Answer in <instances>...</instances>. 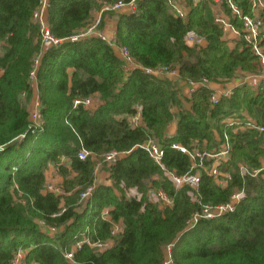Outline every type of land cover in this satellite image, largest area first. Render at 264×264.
Masks as SVG:
<instances>
[{
  "label": "trees",
  "instance_id": "trees-1",
  "mask_svg": "<svg viewBox=\"0 0 264 264\" xmlns=\"http://www.w3.org/2000/svg\"><path fill=\"white\" fill-rule=\"evenodd\" d=\"M106 1L114 0H47L45 20L54 35L65 38L88 24L96 4ZM41 2L0 0V264H10L19 248L28 249L25 264H72L63 252L83 237L111 238L113 244L95 251L83 243L73 255L76 264H163L167 246L171 264H264V171L256 176L241 171V165L261 166L262 134L234 130L225 121L244 118L245 111L264 125V84L258 92L240 84L231 97L211 104L207 87L186 96L168 77L139 68L126 73L114 48L96 36L43 46L38 23L32 19ZM189 3L185 19L174 16L166 0H135L132 12H108L115 13L116 41L142 66L173 63L186 80L206 77L224 82L239 69L255 71L250 49L242 42L229 47L207 4ZM189 32L203 35L206 45H188ZM36 56L42 121L32 127L26 102L31 98L29 72ZM22 92L27 93L25 102ZM88 96L98 98L95 108L73 105L74 99ZM137 105L141 121L132 126L129 116ZM174 115L176 130L169 135ZM224 133L231 143L229 158L220 166L229 175L227 182L219 185L201 171L194 193L186 185L176 188L138 146L155 140L164 151L163 167L181 174L189 169L190 159L172 144L191 148L205 142L210 148L217 144L215 134L222 138ZM81 148L99 158L111 150L129 152L109 166L106 178L111 182L96 185L77 211L80 191L94 179L93 158L80 159ZM62 155L69 164L61 167L63 175L77 172L64 181V188L79 189L64 197L66 210L53 216L62 196L42 189L47 168ZM13 184L17 187L12 190ZM159 188L172 197V206L163 208L148 198L147 191ZM236 191L243 195L232 211L186 224L201 205L226 202ZM13 192L22 195L23 205L14 200ZM104 209L107 217L102 216ZM37 219L59 231L51 235L41 230ZM118 222L122 229L113 236L111 228Z\"/></svg>",
  "mask_w": 264,
  "mask_h": 264
},
{
  "label": "built area",
  "instance_id": "built-area-1",
  "mask_svg": "<svg viewBox=\"0 0 264 264\" xmlns=\"http://www.w3.org/2000/svg\"><path fill=\"white\" fill-rule=\"evenodd\" d=\"M198 4L204 2L210 9L213 22L217 24L225 35L227 32H232L236 35L237 41L234 42L236 46L239 42H242L243 46L248 47L252 54L255 56L256 70L253 74H247L243 78L242 84L247 83L250 87L253 88L255 92H258L260 85L264 84V0H166L169 11L176 17L185 19L190 10V3ZM47 6V0H42L39 7L35 9L32 14V19L38 23L39 26V35L40 41L43 46H58L64 41H77L81 38L87 36H96L101 40L105 41L108 45L114 48L115 53L123 62V67L126 73L134 68L141 69L146 74L155 75L158 77H173L178 78L179 70L177 65L173 63L160 64L155 67H146L137 63L129 53V50L126 46L119 44L115 36H107L100 29V19H92L88 24L80 28L77 32L65 37L60 38L53 34L47 21L45 20V10ZM102 11H117L121 9H127V11L132 12L135 9V0H114L101 2ZM224 39L227 38L224 37ZM185 41L188 45H197L202 46L205 42V37L203 35L196 34L194 32H189L185 36ZM228 43V41H227ZM229 45V44H228ZM233 46V47H234ZM229 47H231L229 45ZM231 47V48H233ZM39 64V56H36L33 60L32 68L29 72V80L31 82V90L36 83V71ZM261 81L258 87L256 83ZM250 82H249V81ZM187 86L188 94L190 95L195 89L200 86L207 87L210 89V102L211 104H216L221 98L231 97L234 93L235 87L233 85H228V81L224 82H214L209 80L206 77H202L198 80L187 79L183 81ZM238 86V85H237ZM264 92V90H263ZM182 91H180V94ZM21 99L25 102L27 93L22 92L20 94ZM31 101V106L29 108V120L32 127H39L41 125V115L39 112L40 102L38 95L35 99ZM28 102H26L28 104ZM99 104V100L96 96H88L85 98L74 99L73 105L78 106L82 105L87 108H95ZM141 121V112L140 106H136V112L129 116V123L132 126H136ZM228 125L234 126V130L245 131L247 129L256 130L258 133L264 135V125L258 123L255 119L250 116L244 117V122L237 121L236 117L225 119ZM23 136V135H21ZM217 144L213 147L208 148L206 143L203 142L199 147L197 144L193 145L191 148H187L178 143L172 144L173 148L180 150L183 153H186L190 159L189 169L181 174H177L174 171L167 170L163 167L162 159L164 155L163 149L160 145L153 139L147 140L142 144L138 145L140 148L144 149L149 156L159 164L162 169L165 171V175L174 183L176 187L186 185L193 191L198 188L200 183V174L201 171H207L210 174L215 182L219 185H225L229 175L220 170V166L229 158V153L231 150V143L229 136L224 133L222 138H218L216 141ZM264 146V142L262 141ZM129 151H118L111 150L104 154V160L110 164L115 162L119 157L125 155ZM88 155H91L92 158L95 156L93 153L87 151L84 148H81L77 156L80 159H85ZM67 158L60 156V158L51 163L53 167L58 169L60 166L67 165ZM208 162V163H207ZM207 163V164H206ZM68 166V165H67ZM241 171L243 173H249L252 176L258 175L261 171H264V165L261 164L259 168L247 169V167L241 165ZM16 186V185H15ZM17 187V186H16ZM15 187V188H16ZM54 185L47 182L46 188L51 192H54L57 189L53 188ZM96 187L94 181L91 185L86 187L81 193V198L89 197L93 190ZM154 201L157 202L161 207H170L173 204V199L170 197L163 189H153L151 190ZM242 192L236 191L230 196V200L216 205L203 204L199 210L194 211L189 219L186 221V224L189 226L195 225L200 219H211L216 216L222 215L224 213L230 212L234 209L235 204L242 198ZM193 198H196L192 194ZM66 210L65 206H60V209L57 213H54L53 216L59 215ZM108 209L102 211V216L107 217ZM43 224H45L43 222ZM46 225V224H45ZM48 229L54 231L57 227L52 225ZM115 227V226H114ZM117 227V226H116ZM121 231V230H120ZM117 232L116 228H111V234L114 236ZM88 244L95 250L106 249L112 245V240H87ZM83 244V241H76L72 246L71 250H65L63 252L64 257L67 261L76 263L74 261L73 255L76 250L80 249ZM166 250L170 255V246H167ZM24 252L21 249H17L14 252L13 258L11 259L10 264H23ZM166 264L167 262L164 261Z\"/></svg>",
  "mask_w": 264,
  "mask_h": 264
},
{
  "label": "rangeland",
  "instance_id": "rangeland-1",
  "mask_svg": "<svg viewBox=\"0 0 264 264\" xmlns=\"http://www.w3.org/2000/svg\"><path fill=\"white\" fill-rule=\"evenodd\" d=\"M115 13H109V15L110 16H113ZM253 73H255V71H253V72H248V71H244V70H241V69H239L236 73H235V75H234V78H237V79H242L243 80V78H245L246 76H247V74L249 75V74H253ZM164 77H166V76H164ZM168 78H170V79H172V80H174V81H176V84H177V86H178V88L182 91V94L183 95H185V93H184V89H187V86H186V84L183 82L184 80H186V79H182V78H180V76L178 77V78H173V77H168ZM187 96V95H186ZM28 105V104H27ZM172 111H173V113L175 114L176 113V109L173 107L172 108ZM236 119H237V121L239 120V121H241V122H244V118L242 117V116H236ZM172 121H176V117H175V115H174V118H173V120ZM171 121V122H172ZM170 122V123H171ZM216 135V141H218V134H215ZM262 136V141H264V136L263 135H261ZM22 137V136H21ZM211 147H213V144L212 145H210ZM93 162H94V179H93V181H94V183H96V185H98V184H100V183H110L111 181L110 180H108L106 177L108 176V171H109V166L111 165L110 163H108V162H106L105 160H104V157L102 156L101 158H99V157H93ZM50 167H52L53 168V166H52V164L50 165ZM61 167H66V166H61ZM61 167L59 166L58 167V169H56L55 167V169H54V172H52V174H49V176L50 177H48V178H46V181H45V184H44V186H43V189H42V191L44 192V193H48V192H50L47 188H46V186H47V182H49V183H51L52 185H54V189H57V190H55L54 192H52L51 191V193H54V194H56V195H60V196H62V200H61V204H60V206H65L66 207V205H65V198L64 197H68V196H72V195H74V193H75V191H76V189H79V186H75V187H73V188H71L70 190H67V189H65L64 188V181L65 180H71V179H73V177L77 174V172L76 171H71V172H68V174H65V176L63 175V173L61 172ZM155 178H160V176L159 175H157V176H155ZM16 186H15V184H13V188H12V190L15 188ZM179 187V186H178ZM177 188V187H176ZM85 189V188H84ZM84 189H82L81 191H80V193L84 190ZM153 190V189H152ZM80 193H79V196H78V199H77V202H76V206H75V209L77 210V211H80V210H82V208L84 207V204H85V202H86V200L88 199V197H86V198H81L80 197ZM13 194H14V200L18 203V204H21V205H23L25 202H24V200H23V197H22V195H21V197H20V193H18V194H15V192H13ZM147 194H148V198L151 200V201H153V202H155L154 201V197H153V194L151 193V191L149 192V191H147ZM128 195V194H127ZM194 199V198H193ZM37 222H38V224L40 225V228H41V230H43V231H46V232H48L49 234H51V235H53V234H55V233H57L58 231H59V229L58 228H56L54 231H51V230H49L48 229V227L49 226H47V224L44 222V221H42V220H39V219H37L36 220ZM43 222L46 224H43ZM115 226V227H114ZM117 226V227H116ZM113 228H116V230H117V232H115L116 234H114V235H117V234H119L120 233V230L122 229V225H121V223L120 222H118V223H115V224H113V226H112ZM109 239V238H108ZM111 239V238H110ZM79 241H83V243H88V242H85V241H87V240H89V238L88 237H83V238H81V239H78ZM78 240H76V241H78ZM112 240V239H111ZM75 241V242H76ZM74 242V243H75ZM113 242V241H112ZM74 243L69 247V250H71L72 249V246L74 245ZM113 244V243H112ZM110 246H112V245H110ZM109 246V247H110ZM19 249H21V250H23V252H24V257H23V264H25V256H26V253H27V251H28V249H23V248H19ZM99 251H102L103 249H98ZM16 252V251H15ZM166 264H171V260H170V255H169V253H168V250H167V253H166ZM70 263H72L71 261H69ZM33 264H38V263H33ZM72 264H76V263H72ZM163 264H165V263H163Z\"/></svg>",
  "mask_w": 264,
  "mask_h": 264
},
{
  "label": "crops",
  "instance_id": "crops-1",
  "mask_svg": "<svg viewBox=\"0 0 264 264\" xmlns=\"http://www.w3.org/2000/svg\"><path fill=\"white\" fill-rule=\"evenodd\" d=\"M126 11H127V9H121L120 12H126ZM108 12H110V11H102L101 2L97 3L96 7L92 11V19H95V18H99L100 19V29H101V31H103L105 33V35H107V36H115V20H116V17H115V14L113 16H110ZM223 37L227 38L228 44L231 47H233L234 46V42L237 41L236 35L234 33H232V32H227L225 35H223ZM206 43L207 42L205 40L204 45H206ZM242 81H243L242 79H237V78L233 77L231 80H229V83H227V84L228 85L237 86V85L242 84ZM260 83H261V81L259 79V81L256 83V86H253V87L254 88L258 87V85H260ZM184 93H185V95L189 96L187 89H184ZM37 95H38L37 86L34 85L32 90H31V98L30 99L31 100L35 99L37 97ZM27 106L30 108L31 101L28 102ZM241 114L244 117L248 116V114L245 111H242ZM175 130H176V121H172L168 125L167 133L169 135H173ZM67 164H68V161H67ZM261 164L264 165V159L261 160ZM50 165H49V167L47 168V170L45 172L46 178L50 177L49 174H52V172H54V169H55L54 167L53 168L50 167Z\"/></svg>",
  "mask_w": 264,
  "mask_h": 264
}]
</instances>
